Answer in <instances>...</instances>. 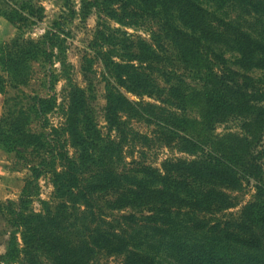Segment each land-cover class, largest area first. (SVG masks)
Here are the masks:
<instances>
[{"label": "trees", "instance_id": "1", "mask_svg": "<svg viewBox=\"0 0 264 264\" xmlns=\"http://www.w3.org/2000/svg\"><path fill=\"white\" fill-rule=\"evenodd\" d=\"M237 1L264 16V0ZM13 2L19 4L6 0L3 9ZM117 2L122 14L111 11L112 20L143 27L138 8ZM144 4L175 11L178 24L160 19L156 32L144 28L150 43L118 28L95 30L80 51L81 84L68 60L71 31L61 17L38 42L22 44L32 56L42 53L56 63L53 81L63 83L59 97L32 98L31 114L43 118L58 110L62 122L55 127L45 119L43 136L21 122L28 118L22 108H7L10 115L0 117V144L30 147L38 159L28 166L17 202L0 204V238L7 236L0 264H108L110 258L159 264L162 253L174 264H264V78L235 71L217 52L226 44L241 68L264 72V44L196 0ZM92 6L81 0L82 12ZM0 16L17 28L1 10ZM75 16L69 9L68 20ZM20 40L13 41L16 51ZM133 122L152 127L150 134L135 131ZM218 125L227 127L217 133ZM8 132L11 138L4 137ZM154 147L179 156L154 166L146 157ZM45 176L52 199L37 200L41 209L34 211L37 181ZM248 187L251 200L234 213Z\"/></svg>", "mask_w": 264, "mask_h": 264}, {"label": "rangeland", "instance_id": "2", "mask_svg": "<svg viewBox=\"0 0 264 264\" xmlns=\"http://www.w3.org/2000/svg\"><path fill=\"white\" fill-rule=\"evenodd\" d=\"M6 0H0V10L5 13L9 18H12L16 22L14 28L4 17L6 22L13 27L14 34L11 38L1 40L0 42V117L5 114H9L7 108L10 111L22 108L23 112L27 113L28 118L21 120L28 124L26 128L31 132L46 133L48 129L42 130L41 124L46 119L48 124L57 127L61 122V115L58 110L44 115L43 118H37L31 111L30 107L33 105L32 98L35 96L40 98H49L52 95L59 97L62 89V82L53 81L52 75H56L59 66L55 63L51 66L46 62L43 54L40 53L34 57L28 53L29 49L22 45L25 41L33 40L38 42L44 32L51 27L52 22L61 17L62 21L66 23V26L71 31V35L67 40L68 44V60L74 66V73L76 75V81L81 84V78L78 74V66L80 59V51L83 50L91 35L97 29H111L118 28L132 35L134 40H143L146 43H150L149 32L143 29H152L156 32V21L160 19L174 21L176 18V12L167 9V7L158 6L154 4L155 8L152 10L144 4V0H121L122 4L129 7H135L140 10L138 16L142 15V19H139V23L143 27H123L117 24L110 18L111 11L122 14V8L120 9L119 2L113 5L111 0H91L93 4L92 8L88 11L82 12L81 0H13L18 2V5L9 4L10 8L3 9V2ZM206 11L215 15L218 19H221L224 23L231 24L232 29L241 30L249 35L254 40L264 44V16L260 13L247 7L243 2L237 0H196ZM73 9L76 13L73 21L68 20L69 9ZM86 15V18H84ZM41 17V21L37 22L35 19ZM66 17V18H65ZM60 19V18H59ZM150 21V22H145ZM176 21V25L178 21ZM20 36L21 49L17 50L13 47V41L17 36ZM40 49H44L39 44ZM217 47V46H215ZM214 47V49H215ZM24 50V51H23ZM217 52L222 54L227 61V64L235 71L241 74H247L254 78H264V72L250 68L246 70L241 68L237 61L239 56L235 51H232L228 45L219 44ZM97 73L101 72L99 65H96ZM100 99L98 101L99 108L103 106L102 85L99 86ZM130 100H137V97L131 94H126ZM146 102H153L152 99L144 98ZM5 103H7L5 105ZM30 113H29V112ZM7 112V113H6ZM100 126H103L101 112L99 114ZM132 127L135 131L142 134H150L152 127L144 123L133 122ZM217 133H221L226 125H218ZM48 128V127H47ZM1 129L5 130V125L1 126ZM44 134L43 136H45ZM10 132L6 133L4 137L11 138ZM3 137V138H4ZM41 140V137H39ZM50 138V137H49ZM45 141V140H44ZM43 144V143H42ZM24 146H13V143L9 141H3L0 144V204L5 201L17 202L21 195L24 182L30 177L28 172V166L32 162H38V159L30 153L31 148ZM179 156L175 153H171L167 149H156V147L148 150L146 153L147 161L152 165L159 167L160 163L169 157ZM135 159H139V155L135 154ZM38 196L32 203L34 211H39L41 205L37 200L49 201L52 199L53 187L47 176L40 177L37 181ZM254 193L252 187H248L240 197V205L232 211L237 212L244 204L251 200ZM2 209V208H1ZM0 209V210H1ZM187 217H179L178 221L185 222ZM5 227V224L0 222V232ZM6 240L7 236L0 238V256L6 252ZM18 243H20L18 241ZM108 264H120V260L117 258H110L107 261ZM159 264H174L175 261L170 257L168 253H162L158 258Z\"/></svg>", "mask_w": 264, "mask_h": 264}, {"label": "crops", "instance_id": "3", "mask_svg": "<svg viewBox=\"0 0 264 264\" xmlns=\"http://www.w3.org/2000/svg\"><path fill=\"white\" fill-rule=\"evenodd\" d=\"M14 30L13 27L10 26L8 22H6L1 16H0V42L1 40L9 39L13 36Z\"/></svg>", "mask_w": 264, "mask_h": 264}]
</instances>
